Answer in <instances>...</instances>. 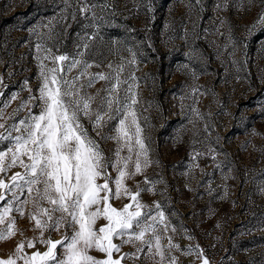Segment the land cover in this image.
Segmentation results:
<instances>
[{"label": "rangeland", "instance_id": "374dc122", "mask_svg": "<svg viewBox=\"0 0 264 264\" xmlns=\"http://www.w3.org/2000/svg\"><path fill=\"white\" fill-rule=\"evenodd\" d=\"M85 3L95 7L82 11ZM262 10L264 0H0V105L18 93L3 108L0 123L11 126L28 115L27 109L14 110L29 96L21 90L25 80L38 95L41 60L47 68L54 66L44 59L48 50L71 58L87 42L88 49L79 50L92 64L89 72L114 77L122 66L120 79L134 85L138 103L133 109L151 163L125 184L135 191L137 184L145 186L146 177L157 181L140 200L148 207L162 205L169 224L160 233L166 255L171 237L179 245L170 253L176 264H202L203 257L210 264H264V24L257 22ZM78 74L77 68L67 73L69 78ZM106 86L98 80L84 92L103 96ZM127 87L121 86V97ZM30 107L33 114L40 112ZM81 122L112 156L116 141L100 139L82 114ZM115 123L102 131L115 135L109 131ZM8 146L0 141V150ZM128 155L127 149L121 152ZM17 171L23 169L17 165L8 176ZM108 171L115 178L116 171ZM129 202L125 197L113 206ZM9 218L15 220L16 234L0 240V259H17V245L40 236L27 213L13 212ZM104 223L99 220L97 227ZM5 228L0 224V230ZM62 233L44 236L55 241ZM36 250L46 247L36 243L24 252ZM134 252L136 246L124 244L114 258ZM197 252L203 257L198 259ZM91 254L104 258L95 250ZM137 255L122 264L160 259L147 258V245Z\"/></svg>", "mask_w": 264, "mask_h": 264}, {"label": "snow or ice", "instance_id": "6c2138e0", "mask_svg": "<svg viewBox=\"0 0 264 264\" xmlns=\"http://www.w3.org/2000/svg\"><path fill=\"white\" fill-rule=\"evenodd\" d=\"M196 2L199 3V0ZM90 7L95 5L85 3L82 11L87 12ZM217 7L222 8L223 4ZM257 22L264 24V10L258 14ZM88 47L87 42L78 45L71 58L69 55H54L48 50L44 59H51L54 66L47 68L41 60V83L36 89L38 95L33 94L25 80L21 90H27L29 96L14 110L15 114L20 108L27 109L28 115L18 124L6 126L0 123V129L6 133H0V141L9 142L6 150H0V203L3 204L0 224H6V228L0 230V240L16 234L15 220L10 219L9 214L16 212L24 216L27 213L34 221V229L40 231V236L34 238L35 242L17 245V259L23 264H122L126 259H139L137 254L144 251L145 245L148 259L160 257L156 264H165V261L176 264V258L170 253L179 245L173 244L169 237L166 255L161 244L160 233L169 230L165 213L160 210L162 205L156 203L154 207H148L140 200L142 192L154 191L157 181L146 177L145 186L137 184L135 191L125 184L127 179L142 173L151 163L143 130L133 109L138 103L134 85L129 80L120 79L122 66L116 70L114 77L103 72H89L92 64L84 59L85 53L79 50ZM37 48L39 51L40 46ZM57 62H61L59 67L55 66ZM74 68L79 69V74L69 78L67 73ZM83 77H87L86 83H80ZM129 79L134 80V77ZM98 80L107 82L102 89L105 95L97 92L96 96H92L84 92ZM125 84L128 87L121 97V86ZM17 96L18 93L13 94L9 101L0 105V114ZM97 97L99 103H96ZM30 105L39 107L40 112L33 114ZM81 114L89 120L100 139L116 141L117 147L112 156L104 154L100 142L83 126ZM112 121L117 123L109 131L115 135H108L102 130ZM125 149L129 155L121 156ZM17 165L23 171L8 176V172ZM109 168L116 171L115 178ZM125 197L129 203L120 208L113 206V201ZM101 219L106 223L97 227ZM157 225L164 227L158 229ZM61 230L60 240L44 236L46 231ZM149 233L151 235L146 238ZM114 239H119L120 243H115ZM36 243L43 244L46 250H36L30 255L24 252L25 247L35 248ZM124 244L136 246V252L114 258V253H121ZM93 250L104 254V258L93 256ZM192 251L189 249L186 254L190 255ZM196 255L198 259L203 257L202 252ZM17 259H0V264H17ZM202 264L210 262L203 257Z\"/></svg>", "mask_w": 264, "mask_h": 264}]
</instances>
